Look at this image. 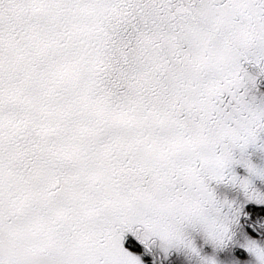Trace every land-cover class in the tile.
Wrapping results in <instances>:
<instances>
[{
	"label": "snow or ice",
	"instance_id": "obj_1",
	"mask_svg": "<svg viewBox=\"0 0 264 264\" xmlns=\"http://www.w3.org/2000/svg\"><path fill=\"white\" fill-rule=\"evenodd\" d=\"M261 76L264 0H0V264H264Z\"/></svg>",
	"mask_w": 264,
	"mask_h": 264
},
{
	"label": "rangeland",
	"instance_id": "obj_2",
	"mask_svg": "<svg viewBox=\"0 0 264 264\" xmlns=\"http://www.w3.org/2000/svg\"><path fill=\"white\" fill-rule=\"evenodd\" d=\"M258 89L254 90V94L257 96V98L264 97V85L261 84L260 80L258 79L257 87Z\"/></svg>",
	"mask_w": 264,
	"mask_h": 264
},
{
	"label": "flooded vegetation",
	"instance_id": "obj_3",
	"mask_svg": "<svg viewBox=\"0 0 264 264\" xmlns=\"http://www.w3.org/2000/svg\"><path fill=\"white\" fill-rule=\"evenodd\" d=\"M245 67L251 73H257L259 71L258 68H255V67H252V66H249V65H246ZM258 79L260 80L261 84L264 85V76H261ZM256 89H258V88H256Z\"/></svg>",
	"mask_w": 264,
	"mask_h": 264
}]
</instances>
